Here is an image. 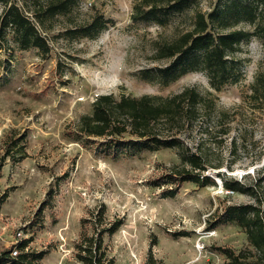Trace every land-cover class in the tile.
I'll use <instances>...</instances> for the list:
<instances>
[{
	"label": "rangeland",
	"instance_id": "374dc122",
	"mask_svg": "<svg viewBox=\"0 0 264 264\" xmlns=\"http://www.w3.org/2000/svg\"><path fill=\"white\" fill-rule=\"evenodd\" d=\"M8 1L50 52L21 50L10 31L0 34V251L26 241L23 253H45L35 264H80V237L118 223L102 234L112 264H227L224 249L243 263L264 264L241 227L217 222L227 206L264 202V89L258 100L252 91L264 74V38L252 36L227 56L238 79L219 92L201 70L161 86L140 78L169 63L155 60L157 45L189 31L194 15L211 12L218 0L191 1L163 26L131 18L142 0H71L54 15L47 7L57 0ZM4 9L0 4V16ZM98 17L109 21L98 34L76 32ZM186 88L213 100L198 105L176 134L193 151L201 143L204 185L168 183L179 165L174 149L113 160L74 137L79 117L100 95L168 98ZM226 180L242 190L226 189Z\"/></svg>",
	"mask_w": 264,
	"mask_h": 264
},
{
	"label": "trees",
	"instance_id": "16d2710c",
	"mask_svg": "<svg viewBox=\"0 0 264 264\" xmlns=\"http://www.w3.org/2000/svg\"><path fill=\"white\" fill-rule=\"evenodd\" d=\"M191 1L195 0H161L160 4L157 3L158 0H142L134 6L131 18L134 21H152L163 26L172 14L181 13ZM0 4L5 5L0 16V34L3 35L8 30L19 49L35 48L42 55H47L50 47L46 39L21 9L8 0H0ZM71 4V0H57L47 7V12L51 15L65 12ZM108 22L98 17L76 32L82 36L96 35ZM239 25H249L252 31L237 28ZM252 36L264 38V0H218L211 12H197L194 15L189 31L171 42L158 44L155 60L165 59L169 63L141 71L140 78L168 86L188 72L201 70L207 73L211 89L219 92L224 85L238 79L236 65L227 56ZM259 87L264 89V74L256 76L252 84L253 95L257 100L260 97ZM261 94L264 95V92ZM206 100L212 105L213 100L208 99V94L202 96L194 88H186L168 98L100 95L93 101L91 113L79 117L74 128V137L83 146L113 160L134 156L142 150L151 152L159 148L174 149L179 165L174 167L173 174L167 175L168 183L190 182L204 185L208 180L204 176L207 159L201 143L193 151L176 134L194 120L197 106L204 107ZM224 186L233 191L242 190L238 182L229 183L226 180ZM247 189L253 194L252 187ZM173 195L174 191H170L169 196ZM94 222L96 223V219ZM217 222L236 223L241 227L250 245L261 253L260 259L264 261V202L255 199L252 203L227 206L217 216ZM98 223L93 224V227ZM118 225L114 223L109 229H94L90 237L83 234L74 246L79 263L112 264L102 247V234L113 233ZM15 247L18 251L15 257L11 255L14 245L0 251V264H35L45 254L23 253L27 248L26 241L18 242ZM224 253L230 259L227 264H246L231 251L224 249Z\"/></svg>",
	"mask_w": 264,
	"mask_h": 264
},
{
	"label": "built area",
	"instance_id": "2783aa9c",
	"mask_svg": "<svg viewBox=\"0 0 264 264\" xmlns=\"http://www.w3.org/2000/svg\"><path fill=\"white\" fill-rule=\"evenodd\" d=\"M18 242H19V241H18ZM18 242H16V243L13 244V245H14V248H13V250H12V252H11V255H12L13 257L17 256L18 251H17L15 245H17Z\"/></svg>",
	"mask_w": 264,
	"mask_h": 264
}]
</instances>
